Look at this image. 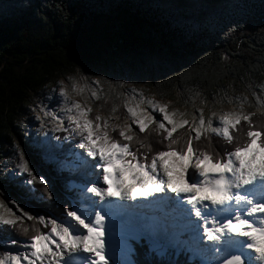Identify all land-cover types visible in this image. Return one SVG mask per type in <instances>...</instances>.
<instances>
[{"label":"snow or ice","instance_id":"1","mask_svg":"<svg viewBox=\"0 0 264 264\" xmlns=\"http://www.w3.org/2000/svg\"><path fill=\"white\" fill-rule=\"evenodd\" d=\"M88 71L54 81L58 91L52 90L48 104L41 100L32 108L38 132L60 133L62 141L71 142L69 151L83 150L82 181L64 199L18 150L15 171L6 178L22 182L31 199L43 198L31 187L39 183L49 200L61 204V212L32 214L11 201L14 211L0 200V228L26 237L4 242L15 248L0 249V264H144L131 258V242L156 239L185 248L202 264H264V100L257 92L250 93L254 103L235 91L218 100L197 85L188 89L181 109L145 96L127 78H110L107 71L89 78ZM89 79L96 86L87 89L93 99L101 98L102 82L120 89L115 95L124 97L130 123L111 115L115 104L108 116H101V105L90 116L87 102L72 99L85 93L81 81ZM212 136L223 143L214 145ZM23 218L34 222L30 235Z\"/></svg>","mask_w":264,"mask_h":264},{"label":"trees","instance_id":"2","mask_svg":"<svg viewBox=\"0 0 264 264\" xmlns=\"http://www.w3.org/2000/svg\"><path fill=\"white\" fill-rule=\"evenodd\" d=\"M79 69H88L89 78L103 71L127 78L165 100L180 95L183 106L188 89L197 85L204 95L217 97L227 86L259 84L264 81V0H0V161L13 135H22L12 131L13 123L30 93ZM119 91L102 95L93 110L101 105L99 111L108 116L115 104L124 118ZM59 136L52 139L60 142ZM212 141L223 143L215 136ZM138 147L132 143L133 150ZM60 181L49 190L62 196ZM0 185L32 214L60 215L61 204L49 200L39 183L31 187L42 199L29 198L5 178ZM23 223L30 235L34 222ZM0 238L26 239L8 228H0ZM131 243V258L144 264H200L173 250L157 255L144 240Z\"/></svg>","mask_w":264,"mask_h":264},{"label":"rangeland","instance_id":"3","mask_svg":"<svg viewBox=\"0 0 264 264\" xmlns=\"http://www.w3.org/2000/svg\"><path fill=\"white\" fill-rule=\"evenodd\" d=\"M75 71L74 73H76ZM59 80V79H58ZM81 83H84L86 85V91L83 95H77L73 94L72 99L77 100L78 102L85 103L87 102L89 106L93 109V103L97 101L98 99H93L91 97V94L89 91H87L88 88H94L95 85L91 84V80L88 81H81ZM262 86H264V81L255 84L252 82L239 84L238 87H231L227 86L226 89H223L219 96H217V99L219 100L220 97H222L227 91L228 95H232L233 91H235L236 94H243L248 96V102L254 103V99L251 96V91H256L259 95L261 100H264V91H261ZM141 88V87H138ZM56 89V86L52 84L51 86L37 92V93H30L29 98L26 100L24 105L17 111L15 118H14V129L13 132L21 134L20 137H15L13 135L12 143L8 146H6L5 150L7 153V157L4 161H0V178H5L9 181L10 184L15 185L18 189L23 191L24 184L22 182L12 181L8 178H6V173L15 171V165L19 161V155L18 150L22 151L24 154L25 159L29 162L30 168L33 170V172L37 175H43L46 180L49 182V184L54 183L57 181V179H61L63 193L62 198L67 199V192L73 191L75 186L78 185L83 178L84 174V167L82 165L81 156L80 153L83 152V150L72 147L71 151L68 150V146L71 142L68 141H61L56 142L54 139H52V136L54 134H60V133H53L50 130L45 132H38L37 129L40 127V122L35 119V113L32 111V108L35 107L33 102L35 104H39L41 100H43L44 104H48L47 97L52 94V90ZM143 89V88H142ZM144 90L145 96H154V98L159 99L156 97L152 92ZM58 91V89H56ZM98 95L106 96L107 94H111L112 89L108 88L107 90L104 89L103 85H100V87L97 89ZM120 92V91H119ZM117 92V93H119ZM177 100L172 101V106L180 107L183 109V105H181V101H179L180 95H176ZM122 99V111L124 118L117 115V112L114 114H111L113 117H119V122L127 121L130 123V118L127 115L126 109L123 107L124 97L120 96ZM168 100V99H166ZM196 104H199V99L196 98L195 100ZM135 103V101H133ZM192 105L189 104V110ZM226 108L228 105L226 104H218L216 108ZM214 108V110H216ZM251 110V109H249ZM92 113L96 114V111H92ZM101 116L103 114L100 112ZM205 115H207V110L205 111ZM114 122V121H110ZM133 129H135V125H132ZM50 128V125H49ZM113 135H116L113 133ZM61 136H59L60 138ZM51 138V139H48ZM37 162V163H36ZM46 166L48 167V170L45 169ZM61 171H64L65 175L61 173ZM26 175V174H24ZM20 178H18L19 180ZM0 200H4L7 207H12L15 211V205L11 203V201H14L4 190V188L0 185ZM17 204V203H16ZM24 209V208H23ZM25 210V209H24ZM2 211V210H0ZM19 214V212H17ZM26 219V218H23ZM8 241V240H6ZM3 241L0 238V249L7 246L10 249H14L15 246L13 245H5ZM135 242V241H132ZM147 245L151 249H156L157 252L159 251H166V250H173L176 253H184L186 254L189 259L191 260H197L200 264H202L201 258L198 256H194L190 251L186 250L185 248L181 247L179 249L175 248L171 245H165L161 241H152L151 243L145 241ZM123 259V257H121Z\"/></svg>","mask_w":264,"mask_h":264},{"label":"bare ground","instance_id":"4","mask_svg":"<svg viewBox=\"0 0 264 264\" xmlns=\"http://www.w3.org/2000/svg\"><path fill=\"white\" fill-rule=\"evenodd\" d=\"M88 159H89V158H88ZM83 171H84V170H83ZM144 211H148V210L144 209ZM163 241H164L167 245H171L170 240H168V239H163Z\"/></svg>","mask_w":264,"mask_h":264}]
</instances>
